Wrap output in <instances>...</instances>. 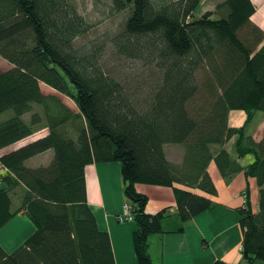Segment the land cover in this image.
Wrapping results in <instances>:
<instances>
[{"label":"trees","instance_id":"obj_1","mask_svg":"<svg viewBox=\"0 0 264 264\" xmlns=\"http://www.w3.org/2000/svg\"><path fill=\"white\" fill-rule=\"evenodd\" d=\"M201 1L111 0L112 13L127 12L112 48L146 69L132 85L103 68L105 44H76L93 25L75 0H0V56L12 64L0 69V115L13 111L0 121V229L20 210L36 228L12 252L0 244V264H116L87 195L86 167L102 162L121 164L138 264H152L148 239L164 232L169 209L148 213L137 184L172 187L176 213L189 222L215 206L211 163L225 180L241 172L255 178L257 208L247 187L239 209L242 254L264 264V134L246 132L264 111V30L252 21V0H223L196 18ZM237 109L247 114L239 127L230 125ZM234 137L237 157L225 147ZM167 144L182 155L169 159ZM47 150L54 152L48 164H27Z\"/></svg>","mask_w":264,"mask_h":264},{"label":"crops","instance_id":"obj_2","mask_svg":"<svg viewBox=\"0 0 264 264\" xmlns=\"http://www.w3.org/2000/svg\"><path fill=\"white\" fill-rule=\"evenodd\" d=\"M252 1L256 6L252 21L264 30V0ZM208 4L209 0L201 1L199 6H204L203 13L210 10L206 7ZM233 114L231 111L230 122ZM46 132L47 129L44 128L30 139ZM234 142L235 140L231 139L225 147L232 156L237 157ZM21 144L23 142L19 145ZM4 152L5 150L1 151L0 155ZM53 154V150H47L30 158L27 164L31 167L46 165L52 160ZM35 158L41 159L35 161ZM252 160L253 156L240 159L243 165L249 164ZM209 169L218 188L217 195L211 196L215 206L198 214L189 222H183L176 213L177 204L172 187L137 184V190L148 196L146 206L148 213L155 214L164 208L169 209L163 219L164 232L152 234L148 239L152 264H213L216 261L240 264L244 261L239 209L245 203L244 191L247 187L251 203L255 209L257 208L259 199L257 181L255 178H248L244 172L225 180L214 163L210 164ZM8 173L10 172L4 171V174ZM2 187L5 185L0 174V188ZM86 187L89 204L98 225L110 235L116 264H138L134 245L136 223L134 221L121 223L116 218L124 211L125 206L130 204L124 193L121 164L119 162L89 164L86 167ZM21 193L19 189L14 200ZM18 207L17 201H14V209ZM180 228L183 230L180 231ZM35 230V225L27 213L20 210L0 229V244L7 252H12ZM254 264L263 262L256 261Z\"/></svg>","mask_w":264,"mask_h":264},{"label":"rangeland","instance_id":"obj_3","mask_svg":"<svg viewBox=\"0 0 264 264\" xmlns=\"http://www.w3.org/2000/svg\"><path fill=\"white\" fill-rule=\"evenodd\" d=\"M220 1L223 0H209V4L206 7L213 11L216 6L215 3L217 4ZM75 2L79 12L85 16L89 23L93 25L92 29L85 36L80 37L76 44L79 46H85L87 48H95V45L105 44V48L103 49L100 58V63L102 64L105 71L116 76L125 83L136 85L141 82L143 77L146 76V69L143 66V63L140 61L124 59L118 56L109 42L110 37L118 32L123 25L127 16V12H121L119 14L112 13L110 8L112 4L111 0H75ZM203 11L204 6H199L194 13V16L196 18L201 17ZM213 18H218V15L214 14ZM10 67H12V64L0 56V69L7 70ZM42 89L45 93L57 94L67 105L73 108L74 111H78L76 104L71 98L62 95L55 90H52V88L46 84L42 85ZM232 111L234 114L232 115L230 125L236 127L242 126L246 121V112L240 109ZM12 114L13 111L11 109L4 112L2 115H0V121L12 116ZM25 118L29 120L30 114H26ZM246 132L247 134L256 137H261L264 134V111H257L255 113L252 121L246 128ZM234 140L236 142V137L232 139V141ZM235 142L233 144L234 149ZM165 150L168 158H172L171 160H174L173 158L175 156L178 157L179 155H182L181 146H172L167 144L165 146ZM39 159L41 158H35V161H39ZM30 164H32V162ZM21 196L22 195L20 194L17 196L18 198H15L14 200L17 201L18 206H21Z\"/></svg>","mask_w":264,"mask_h":264},{"label":"built area","instance_id":"obj_4","mask_svg":"<svg viewBox=\"0 0 264 264\" xmlns=\"http://www.w3.org/2000/svg\"><path fill=\"white\" fill-rule=\"evenodd\" d=\"M2 169H0V171H1ZM117 220L119 221V222H121V223H123V222H127V221H133L134 220V217H133V215H132V213H131V206H130V204L129 205H127V206H125V209H124V211L121 213V214H119V215H117ZM240 264H248L247 262H245V261H243V262H241Z\"/></svg>","mask_w":264,"mask_h":264}]
</instances>
